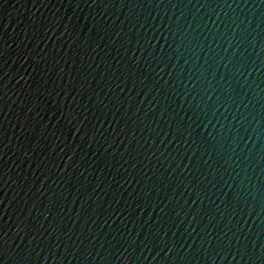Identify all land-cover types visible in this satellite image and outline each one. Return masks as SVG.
I'll return each instance as SVG.
<instances>
[{"label": "water", "instance_id": "1", "mask_svg": "<svg viewBox=\"0 0 264 264\" xmlns=\"http://www.w3.org/2000/svg\"><path fill=\"white\" fill-rule=\"evenodd\" d=\"M0 264H264V0H0Z\"/></svg>", "mask_w": 264, "mask_h": 264}]
</instances>
